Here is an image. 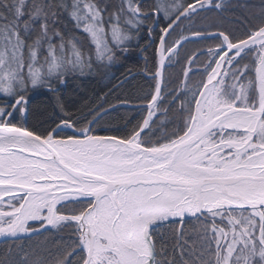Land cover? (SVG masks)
Here are the masks:
<instances>
[{
	"label": "snow or ice",
	"instance_id": "1",
	"mask_svg": "<svg viewBox=\"0 0 264 264\" xmlns=\"http://www.w3.org/2000/svg\"><path fill=\"white\" fill-rule=\"evenodd\" d=\"M0 241L264 264V0H0Z\"/></svg>",
	"mask_w": 264,
	"mask_h": 264
},
{
	"label": "trees",
	"instance_id": "2",
	"mask_svg": "<svg viewBox=\"0 0 264 264\" xmlns=\"http://www.w3.org/2000/svg\"><path fill=\"white\" fill-rule=\"evenodd\" d=\"M186 26V25H185ZM179 31V30H178ZM203 45H198V44H187L182 50H181V57H183L186 54H190L193 51H196L200 48H203ZM129 63H135V59L133 58V60H130ZM180 68L176 67L175 70L173 69H169L168 70V74L169 75H174L175 72H179ZM198 79V77H193V80ZM144 81L142 80L141 83H143ZM91 94V91L89 92V95ZM73 98L72 97H66V100H68L69 102H71ZM33 106L34 107H38L40 105H42L43 103H45V101L43 100V98H37L35 100H33ZM0 247H3V242L0 243Z\"/></svg>",
	"mask_w": 264,
	"mask_h": 264
},
{
	"label": "water",
	"instance_id": "3",
	"mask_svg": "<svg viewBox=\"0 0 264 264\" xmlns=\"http://www.w3.org/2000/svg\"><path fill=\"white\" fill-rule=\"evenodd\" d=\"M2 241H0V243H1Z\"/></svg>",
	"mask_w": 264,
	"mask_h": 264
},
{
	"label": "bare ground",
	"instance_id": "4",
	"mask_svg": "<svg viewBox=\"0 0 264 264\" xmlns=\"http://www.w3.org/2000/svg\"><path fill=\"white\" fill-rule=\"evenodd\" d=\"M2 243V242H1Z\"/></svg>",
	"mask_w": 264,
	"mask_h": 264
}]
</instances>
